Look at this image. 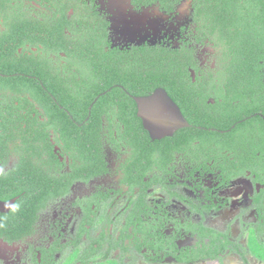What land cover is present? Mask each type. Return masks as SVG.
<instances>
[{
    "label": "flooded vegetation",
    "instance_id": "1",
    "mask_svg": "<svg viewBox=\"0 0 264 264\" xmlns=\"http://www.w3.org/2000/svg\"><path fill=\"white\" fill-rule=\"evenodd\" d=\"M0 264H264V0H0Z\"/></svg>",
    "mask_w": 264,
    "mask_h": 264
},
{
    "label": "water",
    "instance_id": "2",
    "mask_svg": "<svg viewBox=\"0 0 264 264\" xmlns=\"http://www.w3.org/2000/svg\"><path fill=\"white\" fill-rule=\"evenodd\" d=\"M151 133H154V129L147 128Z\"/></svg>",
    "mask_w": 264,
    "mask_h": 264
}]
</instances>
